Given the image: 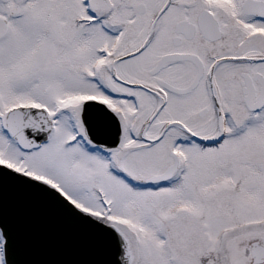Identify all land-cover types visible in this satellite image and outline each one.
<instances>
[{
    "label": "snow or ice",
    "instance_id": "1",
    "mask_svg": "<svg viewBox=\"0 0 264 264\" xmlns=\"http://www.w3.org/2000/svg\"><path fill=\"white\" fill-rule=\"evenodd\" d=\"M0 264H264V0H0Z\"/></svg>",
    "mask_w": 264,
    "mask_h": 264
}]
</instances>
